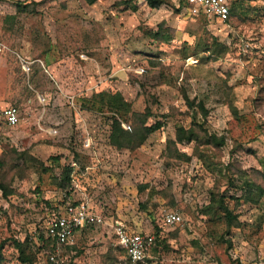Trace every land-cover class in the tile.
Instances as JSON below:
<instances>
[{"label":"rangeland","instance_id":"374dc122","mask_svg":"<svg viewBox=\"0 0 264 264\" xmlns=\"http://www.w3.org/2000/svg\"><path fill=\"white\" fill-rule=\"evenodd\" d=\"M161 1L0 0V107L19 110L0 127V264H44L14 240L29 239L28 257L48 244L36 234L67 200L55 155L108 221L154 233L133 262L109 223L90 225L63 245L70 264H264V0H236L227 22ZM101 92L130 104L123 127L163 125L115 147ZM201 125L224 143L174 141ZM212 192L235 216L228 231ZM163 209L180 221L163 225Z\"/></svg>","mask_w":264,"mask_h":264},{"label":"built area","instance_id":"2783aa9c","mask_svg":"<svg viewBox=\"0 0 264 264\" xmlns=\"http://www.w3.org/2000/svg\"><path fill=\"white\" fill-rule=\"evenodd\" d=\"M186 1L200 8L208 17L223 22L229 17L231 0ZM23 67L26 70L29 69L27 64H24ZM18 121L19 110L16 106L7 104L0 107V127L3 125L13 127L17 125ZM63 192L67 200L61 205H57V208L52 210L45 219L44 237L51 239L50 245L53 248L51 250L43 247L38 249L37 255L38 259H41L40 262L44 264L48 261L51 264H70L68 255L62 252L63 245L73 243L75 233L82 228L106 223L110 224L117 243L125 250L131 261L137 262L144 259L153 245V232L135 230L119 219L108 221L104 214L92 207L89 196L80 191L76 183L72 182L71 187L66 191L63 190ZM161 219L164 225H173L180 221V213L174 209H163Z\"/></svg>","mask_w":264,"mask_h":264},{"label":"trees","instance_id":"16d2710c","mask_svg":"<svg viewBox=\"0 0 264 264\" xmlns=\"http://www.w3.org/2000/svg\"><path fill=\"white\" fill-rule=\"evenodd\" d=\"M91 1V0H89ZM126 1V0H124ZM186 1V0H184ZM150 6H155L158 3L162 2L161 0H147ZM187 2V1H186ZM188 3V2H187ZM190 4V3H189ZM236 8V0H231L230 2V12L229 17L225 20L227 22L230 18L231 13ZM155 32H158L157 30ZM156 34V33H155ZM100 101L101 103L111 112V119H110V133L108 135L109 143L114 145L117 148H121L123 146L131 148L134 146L139 145L147 133L153 131L156 128H159L163 125V121L160 119H157L153 123L145 124L144 118L141 121H132L129 123V126L127 128L123 127L121 125V119L117 117L116 113H119L123 116L127 114V111L129 110L130 104L124 100L119 93H109L105 94L103 92L100 93ZM198 106L200 107L202 116L207 115V109L202 105V102L198 103ZM102 108V107H100ZM126 118V117H124ZM201 128L203 130L202 134H199L196 129H193V127L184 128L182 126H178L176 129V135L174 141H183V140H201L203 136L206 138V142L208 143H215L216 145H221L224 143L222 137H216L214 133H209L205 127ZM51 160L55 162L57 166H61L59 170V174L55 176V182L61 188L62 190L66 191L68 189V186L70 185L72 181L71 176V170L72 166L67 163L64 165H59L58 155L52 156ZM55 165V166H56ZM232 183V182H231ZM212 201L213 203L223 212V216L226 220V230L230 228L232 224V220L235 218L232 210L228 208V206L223 202V198L219 195L217 196L213 192L211 193ZM38 240L46 241L48 244H40L36 249H31L30 256L25 255V247L29 246L30 241L27 237L22 239L21 241H15L14 244L20 254V257L23 261H26L28 263L33 262V259L36 261L38 260L37 251L43 246H46L47 250H51L53 247L51 244L50 238H43V233L40 232L36 236ZM154 244V242H153ZM153 246V245H152ZM152 248V247H151ZM150 248V249H151ZM149 249V250H150ZM149 252V251H148ZM47 257V256H46ZM46 264H51L49 261L46 262Z\"/></svg>","mask_w":264,"mask_h":264},{"label":"crops","instance_id":"0c3cea01","mask_svg":"<svg viewBox=\"0 0 264 264\" xmlns=\"http://www.w3.org/2000/svg\"><path fill=\"white\" fill-rule=\"evenodd\" d=\"M53 67V66H52ZM3 126H6V125H3ZM16 126V125H15ZM15 126H13V127H15ZM9 127V126H8ZM92 207H93V205H92ZM94 208V207H93ZM95 209V208H94ZM96 210V209H95ZM96 211H98V210H96ZM127 224H129L130 226H131V228H133V229H135V230H140V231H150V229H148V226H147V224L146 223H127ZM164 225V224H163ZM84 228H86V227H84ZM84 228H82L81 230H83ZM80 231V230H79ZM151 232V231H150Z\"/></svg>","mask_w":264,"mask_h":264}]
</instances>
